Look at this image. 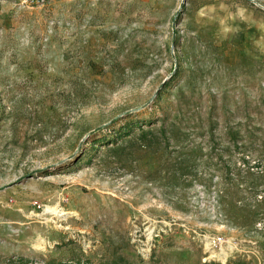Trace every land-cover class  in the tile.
Wrapping results in <instances>:
<instances>
[{
  "label": "rangeland",
  "instance_id": "1",
  "mask_svg": "<svg viewBox=\"0 0 264 264\" xmlns=\"http://www.w3.org/2000/svg\"><path fill=\"white\" fill-rule=\"evenodd\" d=\"M0 264H264V0H0Z\"/></svg>",
  "mask_w": 264,
  "mask_h": 264
},
{
  "label": "built area",
  "instance_id": "2",
  "mask_svg": "<svg viewBox=\"0 0 264 264\" xmlns=\"http://www.w3.org/2000/svg\"><path fill=\"white\" fill-rule=\"evenodd\" d=\"M20 3L22 4H29V5H34V4H44L48 0H19Z\"/></svg>",
  "mask_w": 264,
  "mask_h": 264
}]
</instances>
